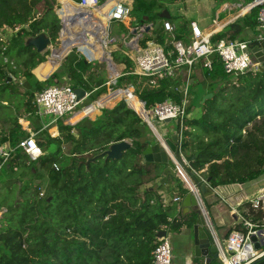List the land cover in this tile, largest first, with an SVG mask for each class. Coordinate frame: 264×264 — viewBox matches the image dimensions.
Returning <instances> with one entry per match:
<instances>
[{
  "label": "trees",
  "instance_id": "1",
  "mask_svg": "<svg viewBox=\"0 0 264 264\" xmlns=\"http://www.w3.org/2000/svg\"><path fill=\"white\" fill-rule=\"evenodd\" d=\"M58 1L61 4L63 0ZM181 1L134 0L129 8L130 12L137 13L138 19L145 16L148 21H155L159 19L155 10L158 4L164 8ZM214 1L217 6L223 3L245 6L253 2ZM263 6L264 3L252 8L242 20L211 36L210 42L243 41L239 34L244 28L258 27L257 13ZM65 7L73 11L71 1ZM108 7L86 9L93 11V15L102 11L107 15ZM57 8L56 0H0V125L8 129V134L0 138V147L14 148L26 137L17 123L18 113H35L30 99L43 84L34 74L39 75L47 66V62L43 63V53H37L26 41L45 33L52 44H56L60 29ZM61 9L66 17L70 15L63 7ZM91 19V15L84 20L77 19L75 25L80 29L67 33L55 49H71L70 54L74 56L67 67L71 87L77 83L81 86L79 81L88 76L83 71L89 68L95 81L83 84L85 89L98 88L106 81L105 76L113 79L118 73L116 67L104 64V76L94 77L92 71L97 74L102 64L103 48L92 39L82 43L79 36L71 37L82 29L89 31ZM159 20L171 21L170 18ZM187 26V22L180 19L168 32L160 24L150 37L145 36L141 45L153 40L165 53L172 49L171 41L187 45L191 39ZM120 32L125 34L127 29L120 25ZM209 58V70L203 67L204 58L194 66L197 65L205 80L210 81L208 93L215 88L217 91L200 105L198 117L186 116L190 108L186 102L185 115L181 121H176L181 152L194 156L190 168L203 178H209L211 187L246 184L264 175V71L250 68L232 76L223 71L216 54ZM112 59L124 65L123 76L117 78L124 87H132L147 113L164 101L182 104L183 89L173 76L158 79L136 75L132 73L133 62L129 57L114 52ZM50 71L51 68L46 73ZM53 80L50 77L48 81L53 83ZM188 95L189 88L186 101ZM136 97L133 101L117 103L111 110L103 109L87 126L56 123L62 143L69 146L67 154L56 152L53 147L56 132L45 130L34 137L42 150L37 160L31 161L15 149L0 165V207L6 210L0 214V264H152L151 253L159 243L155 237L158 231L171 234L192 228L198 214L196 209L185 215L176 213L179 203L189 193L181 178L175 173L167 175L163 184L152 188L162 177L165 165L143 160L144 145L137 140L147 132V127L140 124L135 112L125 105L140 110ZM74 128L77 134H72ZM123 139H129L131 147L119 160L98 158L84 165L86 159L106 149L108 144ZM53 165L58 169L54 170ZM31 169L36 172L35 179L41 174L44 187L31 182L16 184L22 171ZM219 188L222 187L215 190ZM243 207L244 204L239 211ZM240 213L243 218H249ZM194 261L203 264L200 259L194 258ZM214 261L212 264H216Z\"/></svg>",
  "mask_w": 264,
  "mask_h": 264
},
{
  "label": "built area",
  "instance_id": "2",
  "mask_svg": "<svg viewBox=\"0 0 264 264\" xmlns=\"http://www.w3.org/2000/svg\"><path fill=\"white\" fill-rule=\"evenodd\" d=\"M107 1L109 0H77L75 2L79 7L85 9L91 7L95 10L101 8ZM107 15V23L123 21L129 15V7L121 2L113 1V6L110 7ZM257 24L258 29L264 32V6L258 10ZM162 27L165 31H172V26L168 21H163ZM189 28L191 39L187 45L177 40L171 41L172 49L167 53L164 52L162 47L153 43H147L143 48L139 49L132 59V73L163 79L172 77L174 71L179 67L190 69L200 58H204L203 67L209 70L211 67L209 56L212 54H216L219 57L223 71L228 75L237 76L250 68L256 69L251 63L246 42L221 39L212 43L210 42L212 35L204 36L195 22H190ZM49 50H52L51 46ZM45 59L47 62L50 56H46ZM51 87L53 88L54 86ZM54 92L57 93L58 100L64 98L63 93L56 91V88H54ZM182 93L181 105L164 101L156 104L149 113L145 111L146 114L157 122L181 121L185 115V88ZM70 96L71 100H65V103L58 102L60 107H64L65 113L74 110V107L77 105L74 94L72 93ZM54 98L50 103L54 101ZM34 99L36 104L34 114L58 115L56 110H45L47 101L41 98V90L35 93ZM140 104L143 108V103L140 102ZM33 136L31 135V138ZM6 152L1 150L0 156H5ZM175 173L181 178L184 185L186 184L189 188L182 174L177 170ZM243 204L244 207L239 211V207L243 206ZM230 212L236 218L229 225L230 228L227 229L226 234L222 238L214 221L209 216H207L206 220L210 237L217 247L218 264H257L264 261V187L259 188L251 196L244 197L243 200L231 207ZM240 212L249 218H243ZM235 226L239 227L235 228ZM151 255L152 264H171L170 246L166 237L159 239V243L155 246Z\"/></svg>",
  "mask_w": 264,
  "mask_h": 264
},
{
  "label": "crops",
  "instance_id": "3",
  "mask_svg": "<svg viewBox=\"0 0 264 264\" xmlns=\"http://www.w3.org/2000/svg\"><path fill=\"white\" fill-rule=\"evenodd\" d=\"M56 1L58 4L56 13L59 19L65 20L66 18L69 19L73 17L74 12L77 11V8H79V6L76 4L75 1L73 2L70 0L73 4V12L70 13V15L66 17L63 11H61L62 9H61L60 2L58 0ZM113 1L121 2L124 5H127L128 7H130V5L134 2V0H113ZM236 4L242 5L241 3H236ZM159 5L160 4H158L155 7V10L158 11V18H159V14L163 10H166L169 13V16H170L169 18L171 19V21H168V22L171 24L172 29L175 28V26L179 23L180 19H184L188 24L187 26L188 30H189L190 22H195L202 32L210 31L212 36L220 32L221 30H223L229 24L242 20L244 16L248 13L246 12V13L239 14L242 8L241 9L239 8L238 10H236V6L234 4L223 3L217 6L214 0H182L181 2H178V3L169 4V5L167 4L165 5L164 8L162 6L158 7ZM144 17L138 19L136 15L131 16L130 8H129V15L126 19L120 22L108 23L107 34L109 36V44H112L110 47L111 52L113 53L120 52L121 54H124L125 56L129 57V59L132 60L135 53L139 49L143 48L147 43L155 44L153 40H147V41H144L143 45H141V41L145 38V36L150 37L152 35V32L155 30V28L158 25L160 24L162 25V22L159 20L162 18H159L155 21H148V18L144 20ZM85 18L82 17L80 19L84 20ZM111 23H113L114 31L110 27ZM92 24L94 25L93 27L96 32L97 31L99 33L101 32L100 35H98L96 41L93 39L92 40L95 41V43L99 45L101 48H103L104 50V47L98 44L97 40H99V42H101V44L104 46L108 44V42H106L105 40V27L107 25V15L103 11L97 13L96 15H94V23ZM141 24H151V29L147 33L141 34V36L137 40H135V38L129 33L131 32L133 28L138 29L141 26ZM120 25L127 29V32L125 34L120 32ZM82 30L85 31V33L77 32V34L75 35L71 34V37L74 38L79 35L81 36V34H88L90 31V30L86 31L84 29ZM254 30L257 32V34L264 33L263 31L259 30L258 27H255V28L247 27V28H244L243 32L240 33L238 37L241 38L243 42H246L252 37H254L255 35ZM66 34L67 33L65 32V35ZM188 35H189V32H188ZM64 50L71 51V49H68V48L57 50V51H64ZM119 66L124 67L123 64H119ZM65 76L67 77V73L65 74ZM65 76H64V79H65ZM173 78L178 80L182 89L189 88L190 95L187 96L186 102L190 108H189V111L186 113V116L187 117H192V116L198 117L200 114V105H201L200 101L202 97L208 93L207 88H208L210 81L205 80L201 69L197 67V65L194 66L192 69L191 68L188 69L186 67L177 68L174 71ZM69 86H72V85H69ZM94 89H98V88H93L92 90ZM110 89H111V86L108 85L106 91H109ZM122 90L123 89H119L115 86L113 88L114 94H111L109 96H103L101 98H99L101 96L99 95L96 98L97 101L91 102L89 106L84 107L82 109L83 111L82 110L76 111L72 115L70 120L74 122L76 119H78V121H80L81 119L82 120L93 119L99 115V112L101 110L103 109L108 110L106 106H109L110 104L114 103V106H115L117 103L123 100L128 101V102L134 100L135 96H130V93H131L130 88H128L127 92H123ZM22 114L24 117V121H26L27 123L25 129L22 128V130H24L26 137L31 136V135H34L33 137H35V136L42 134V132H44L45 130L49 131V126H51L52 124L54 125V127L51 129V131H55L57 135V129H56L57 126L55 122L58 121L59 119L56 120L55 122H50L48 124V123H43L41 120L43 117H39L38 114H30V113H26L25 115L24 113ZM195 114H198V115H195ZM61 122H62L61 124L63 125L62 120ZM166 122H169V121H165V122L155 121L156 129H158V130L156 129L155 130L158 133V137L167 138L176 132L177 130L176 122L171 120L170 122H173V123L171 124L172 126H169V127L165 125ZM76 125L77 124L71 127H75ZM7 131L8 129L4 130L2 126L0 125V138L5 137L8 134ZM72 134H77V132L73 129ZM154 137L156 138V136ZM67 149H68L67 150L68 152L69 147H67ZM185 179L189 182L186 176H185ZM190 186L192 188L191 184ZM243 187H244V184H241L240 186H225V187L217 189L215 191L214 196L203 198V200L205 201L209 209V217L214 221L216 227L219 230L218 232L221 234V236L224 234L228 226L233 222V216L231 215V212H230V209L232 206L227 205L225 202H227L228 200L232 202L235 198L234 196L237 195V192L240 193L237 196H241L242 198L248 196L250 191L248 193L245 192L243 190ZM228 193L229 195H226ZM187 208L188 207L185 208L181 206V202H180L176 209V213L178 212L181 215L187 214L190 211L189 208L188 210ZM190 209L192 208L190 207ZM167 236L166 237H167V240L170 246V252H171V264H198V262L194 261V257L192 254L193 253L192 252L193 238H192L191 228H184L179 233H171V234H167ZM200 261L203 263V259H200Z\"/></svg>",
  "mask_w": 264,
  "mask_h": 264
},
{
  "label": "water",
  "instance_id": "4",
  "mask_svg": "<svg viewBox=\"0 0 264 264\" xmlns=\"http://www.w3.org/2000/svg\"><path fill=\"white\" fill-rule=\"evenodd\" d=\"M264 2V0H253V2L245 5L240 10L239 14L249 12L252 8L261 5ZM62 7V5H61ZM62 11V10H61ZM91 15V12L88 11L85 8L79 7L77 8V11L74 12V16L69 19H59L60 20V30L57 33V42H62L61 38L64 37L65 33H69L71 31L70 27L77 23V19H80L82 17H89ZM169 13L166 10H163L159 14V18L162 19H168ZM85 18V19H86ZM147 17H144V20H146ZM151 29V24H141V26L137 28H133L129 34H131L135 40H137L141 34L147 33ZM73 32V31H72ZM107 31L105 28V40L109 43V40L107 39ZM52 44L51 39L45 34V33H39L36 36L30 37L27 39L26 44L28 46H31L37 53L42 54L43 52L49 50V47H54L52 50H49V56L52 58L53 51L56 49L58 43ZM247 43V49L249 51L250 57H251V63L255 68L263 72L264 71V33L255 34L254 37L246 41ZM47 59V58H46ZM45 59V61H46ZM101 65L100 68L104 69L106 64L107 67L113 68L114 66L111 62L110 58V51L103 52V58H101ZM100 69V70H101ZM118 71V70H117ZM34 74V73H33ZM52 72L50 71V74H46L43 78L39 79L37 76L35 78L39 82H46L50 79ZM99 78H102L103 72L98 71ZM122 74L116 75L115 78H111V82L115 80L117 77H122ZM118 79V78H117ZM7 80H10V77H8ZM106 85H110V83H107ZM128 88L124 87L123 92H127ZM217 91V88H215L212 92L205 94L200 103L202 104L205 100L212 97L213 93ZM37 92V91H36ZM34 92L33 94L35 95ZM74 92L76 94V99L79 101L84 96V92L81 88H75ZM113 90L107 91V96L114 94ZM130 96H135L134 92L131 90ZM137 98V97H136ZM138 100V98H137ZM139 101V100H138ZM140 103V101H139ZM20 106V105H19ZM17 107V111L18 108ZM127 109L131 110L130 106L126 103ZM132 111V110H131ZM23 111L21 113H18L19 117L18 120L21 119L23 116ZM135 114L138 116V120L140 124L148 127L147 132L144 133L143 136H140L137 142L140 145H144V149L142 150V157L143 160L146 162H154V163H161L165 165V168L162 172V177L158 180L156 184L153 185V189L158 188L161 184H163L166 181L167 175H174L175 171H179L180 173L183 172L185 176L189 179L190 184L193 186V188L189 187V193L186 194V196L181 201V206L188 207L191 211L192 209L197 210V217L192 225V238H193V248H192V254L194 258L197 259H203V264H212L214 260H217V247L213 241V239L210 237V234L208 232L207 226H206V220L207 216H209V209L205 201L203 200V196L205 195L204 188H218V187H225V186H218V187H211L209 185V178L202 179L199 175V173L192 170L189 166V163L193 160L194 156L191 155H184L181 152L180 148V129H177L175 133L170 135L167 138H161L158 137V133L156 132L151 120L149 119L148 115L146 114L145 110L143 109V116L140 113L135 112ZM20 125V124H19ZM22 128V127H21ZM156 136V138L154 137ZM131 143L129 139H123L117 142H112L107 145L106 149L99 152L98 154H95L84 162L85 166H88L89 163L94 162L98 158H103L105 161H117L122 157L123 152L130 149ZM184 178V176L182 175ZM185 179V178H184ZM186 181V180H185ZM187 182V181H186ZM241 184H233V185H226V186H239ZM190 207L192 209H190ZM187 208V210H188ZM189 211V212H190ZM185 215V214H182ZM220 235V234H219ZM167 236L166 231L160 230L155 234V237L157 239H161ZM221 238L223 237L220 236ZM257 264H264V261H261Z\"/></svg>",
  "mask_w": 264,
  "mask_h": 264
},
{
  "label": "rangeland",
  "instance_id": "5",
  "mask_svg": "<svg viewBox=\"0 0 264 264\" xmlns=\"http://www.w3.org/2000/svg\"><path fill=\"white\" fill-rule=\"evenodd\" d=\"M70 0H63V1H61V5H62V7L64 8V10L66 11V12H69V13H72L71 11H68L67 10V6L65 7V5L67 4V2H69ZM71 1H73V0H71ZM66 4H65V3ZM74 2V1H73ZM72 3V2H71ZM65 4V5H64ZM229 4H231V3H229ZM105 5H108L109 7H108V10L110 9V7H112L113 6V0H109V1H107L101 8H103ZM234 5H236V4H234ZM236 10H238V9H236ZM58 12V11H57ZM91 12V11H90ZM93 12V11H92ZM91 12V16H93L92 17V21H91V23H90V31H89V33L88 34H81V36L79 35V41L80 42H84L85 40H87V39H93V40H95L96 41V39H97V37H98V35H100V33L97 31H95L94 30V25L92 24V23H94V15H93V13ZM130 15L131 16H133V15H136L137 16V13H135L134 11H131L130 12ZM107 26H108V23H107V25H106V31H107ZM93 27V28H92ZM110 27H111V29L114 31V27H113V23H111L110 24ZM113 27V28H112ZM80 29V27L79 26H77V25H75V24H73L72 26H71V31H78ZM112 30H111V32H112ZM83 31V30H82ZM82 31H80V33L82 32ZM87 31V30H86ZM63 38H61V40H62ZM107 39L109 40V36L107 37ZM98 41V44H100L101 46H103L104 47V50L106 51V52H108V51H110L111 49H110V47H111V45L112 44H107L106 46H104V45H102L101 44V42H99V40H97ZM58 43V45L60 44V42L58 41L57 42ZM57 45V46H58ZM52 47V46H51ZM54 47H52V49H53ZM49 50H47V51H45V52H43V55H44V60H45V57L46 56H48L49 55ZM112 53L113 52H111L110 51V58H111V62H112V64H113V66L114 67H116V69L118 70V74H122V71H123V67H121V66H119V64L118 63H114L113 62V59H112ZM74 58V56L72 55V54H70V51L69 50H64V51H53V55H52V58H50L48 61H47V66L46 67H44L43 69H42V71H41V75L39 74V75H37V77L39 78V79H41V78H43L46 74H48V73H46L47 71H48V69H50L51 68V72H52V74H51V76L50 77H52L54 80H53V83L52 82H50V81H47V82H41L42 84H43V88L42 89H44V88H47V87H51V86H69V85H72V84H70V81L71 80H69V78L68 77H66L65 76V74L67 73V67L70 65V61L72 60ZM46 61H44L43 63H45ZM42 63V64H43ZM41 65V64H40ZM40 65H38L37 67H36V69L33 71V73H35V71L38 69V67L40 66ZM101 68L99 67L97 70L98 71H101V70H103V69H101ZM96 70V72H98ZM83 71V70H82ZM92 72H94V73H92L93 74V76L94 77H99V76H97V74H95V71H92ZM46 73V74H45ZM83 73L84 74H86V73H88V76H87V74H86V76L83 78V81H79L80 83H81V86L84 88V89H82V87L80 86V87H77V88H81L83 91H85V92H87V93H84V96L82 97V99L81 100H83V101H81L80 102V104L79 105H76L75 107H74V110H75V112L76 111H79V110H82L84 107H87V105H89L91 102H95V101H97V97L99 96V95H101L99 98H101V97H103V96H107V83H110L111 82V79H109V77H107V76H105L104 78H105V82H103V84H102V86H101V84H99V87H98V89H94V90H92V88L90 89V87H88V88H86L85 89V87L83 86V84H89V82H93V81H95L94 79H92V77H91V70H90V68L89 69H87L86 71H83ZM49 74H50V72H49ZM36 76V75H35ZM64 76H65V79H64ZM103 76H104V73H103ZM102 76V77H103ZM90 79H92V80H90ZM40 82V81H39ZM72 82V81H71ZM101 82V81H100ZM114 82H115V84H112V83H110V86H111V90H113V88L115 87V85H116V87L117 88H119V89H123L124 88V83L122 82V80H119V79H115L114 80ZM94 83V82H93ZM80 84H78L77 83V86H79ZM76 88V86L72 89V91H74V89ZM127 88H130V90H132L133 91V89H132V87H130V86H128L127 85ZM87 97V98H86ZM85 99V100H84ZM24 102H26L25 100H24ZM76 102H77V104H78V100L76 99ZM124 103V102H123ZM125 104V103H124ZM113 106H114V103L113 104H110L109 106H106V108H108V110H111L112 108H113ZM83 111V110H82ZM75 112H73V114L75 113ZM101 112H102V110L99 112V115L98 116H96L95 118H94V120H88V119H84V120H82L81 119V121H78V119H76L75 120V122H78L77 124H83L82 126H87L88 125V122H93V121H95L99 116H100V114H101ZM25 115V114H24ZM195 115H198V114H195ZM52 116V115H51ZM71 115H68L67 117H70ZM53 117V116H52ZM148 117H149V119L151 120V122H152V124L154 125V128L156 129V123H155V121L153 120V118H151L149 115H148ZM193 117V116H192ZM81 118V117H80ZM65 119H67V118H65ZM42 122L43 123H50V122H52L51 120V117H43L42 119ZM64 119H62V121H63ZM82 121H86V122H82ZM72 122V121H71ZM55 123H58V124H60L61 123V119H59L58 121H56ZM173 122H166L165 123V125L167 126V127H169V126H172L171 124H172ZM18 124H20V126L23 128V129H25V127H26V125H27V123H26V121H24V117L22 116L21 117V119L20 120H18ZM54 127V125L52 124L51 126H49V131H51V129ZM21 128V129H22ZM148 129V128H147ZM74 130L76 131V128H74ZM156 130H158V129H156ZM72 132H73V130H72ZM41 135V134H40ZM40 135H38V136H40ZM61 137H62V134L61 133H57V135H56V141H55V144L53 145V147H55V149L57 150L56 152H60V153H63V154H67L66 152H67V147H69L68 145H66V144H64V143H62V141H61ZM60 149V150H59ZM52 150H54V148L52 149ZM42 151V150H41ZM1 168L2 167H0V170H1ZM176 172V171H175ZM0 173H1V171H0ZM22 173L23 174H21L20 175V177L18 178V180L16 181V184L17 185H23V184H25V183H28V182H31V183H33V184H38V185H40L41 187H44L45 185H44V180H42V177H41V174H40V176H37L36 177V179L34 178V174L36 173L35 171L33 172V170L31 169L30 171H25V172H23L22 171ZM176 174V173H175ZM1 175V174H0ZM177 175V174H176ZM178 176V175H177ZM202 179H204L202 176H200ZM185 187H187L188 188V186L185 184ZM264 187V175L262 176V177H260L259 179H257V180H254V181H252V182H249V183H246V184H244V187H243V190L245 191V192H249V196H251L254 192H256L259 188H263ZM189 189V188H188ZM238 194H240L239 192H237V195ZM226 195H229V193L228 194H226ZM225 195V196H226ZM234 196L235 198H234V200L233 201H237V200H240L241 199V196ZM43 199V198H42ZM229 201V200H228ZM232 201V202H233ZM3 212H6V210L5 209H3L2 207H0V214L1 213H3ZM230 228V226H228V228L227 229H229ZM227 229H226V231H227ZM217 230H218V228H217ZM219 231V230H218ZM226 231L224 232V234L223 235H225L226 234ZM220 234V233H219ZM220 236H221V234H220ZM167 237H169V236H167ZM166 237V238H167ZM216 264H218L217 263V260L216 261H214Z\"/></svg>",
  "mask_w": 264,
  "mask_h": 264
},
{
  "label": "bare ground",
  "instance_id": "6",
  "mask_svg": "<svg viewBox=\"0 0 264 264\" xmlns=\"http://www.w3.org/2000/svg\"><path fill=\"white\" fill-rule=\"evenodd\" d=\"M236 9H241L242 8V5H238L236 4ZM221 21V20H220ZM212 31V30H211ZM82 33H85V31H82ZM211 32L210 31H206V32H203V35L204 36H207V35H210ZM114 82V80H113ZM115 83V82H114ZM108 86V85H107ZM116 86V85H115ZM54 88H56V91L60 92V93H63V96L64 98L62 99H59L58 100V97H57V93L54 92ZM74 87H71V86H54L53 88L52 87H47V88H44V89H41V98L43 100H46V104H47V107H45V110L47 111H50V110H56V113L59 115H53V114H39V117H51L52 119V122H55L56 120L58 119H64L63 120V125H66V126H73L75 124H77L78 122H71V117L73 115V112H75V110H70L69 112H64L63 108L64 107H60V105L58 104V102H64L65 103V100H71V96L72 93L74 94V98H75V101H76V94L74 91H72ZM77 88V87H76ZM72 92H71V91ZM83 91V90H82ZM84 93H87L85 91H83ZM88 94V93H87ZM56 95V96H54ZM53 97L54 98V101L52 103H50L52 100H53ZM87 98V97H86ZM85 100V99H84ZM83 101V100H79L78 101V104H80V102ZM31 104L35 107L36 109V104H35V99H34V94H32L31 96ZM126 105V104H125ZM89 106V105H87ZM132 111L134 112H137V113H140L142 116H143V108L141 106L140 110H133L132 108H130ZM53 115V117L51 116ZM68 115H71L70 117H67ZM62 116V117H61ZM67 118V119H65ZM88 120H94L93 119H88ZM81 121V120H80ZM148 128V127H147ZM149 129V128H148ZM15 149H19L23 154H25L29 160L31 161H35L37 160L40 156H41V149L39 148V146L37 145V143L35 142L34 140V137L31 138V136H28V137H25L24 139L18 141V143L15 145L14 148H4V147H0V151L1 150H4V151H7L5 153V156H0V159H1V162H0V165H2L3 163H5V161H7V159L9 158L10 154L15 150ZM53 168L54 170H57V166L56 165H53ZM183 173V172H182ZM185 175V174H184ZM188 179V178H187ZM189 180V179H188ZM190 182V181H189ZM193 188V186H192ZM194 189V188H193ZM195 190V189H194ZM215 189H211V188H204V192H205V195L203 196V198H206V197H211V196H214L215 194ZM42 195V194H40ZM244 198L241 197L240 200H237V201H233V202H230V201H227L225 202L227 205L229 206H233L235 204H237L238 202H240L241 200H243ZM235 216H233V221L235 220Z\"/></svg>",
  "mask_w": 264,
  "mask_h": 264
}]
</instances>
